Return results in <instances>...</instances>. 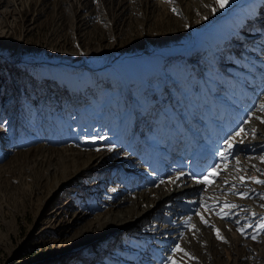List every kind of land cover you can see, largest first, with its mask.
Wrapping results in <instances>:
<instances>
[{
  "label": "rangeland",
  "instance_id": "obj_1",
  "mask_svg": "<svg viewBox=\"0 0 264 264\" xmlns=\"http://www.w3.org/2000/svg\"><path fill=\"white\" fill-rule=\"evenodd\" d=\"M239 3L0 0V264H264V4L221 27ZM146 56L165 78L130 71ZM203 93L238 103L241 127L202 194L168 203L202 130L181 107L211 112Z\"/></svg>",
  "mask_w": 264,
  "mask_h": 264
},
{
  "label": "bare ground",
  "instance_id": "obj_2",
  "mask_svg": "<svg viewBox=\"0 0 264 264\" xmlns=\"http://www.w3.org/2000/svg\"><path fill=\"white\" fill-rule=\"evenodd\" d=\"M264 4V0H240V3L237 4L236 7H234V9L230 10L228 13H226L222 18H220L218 21V24L220 23L221 24V27L226 25L225 22H223L224 20L225 21H228L229 23L230 22H234V27H238L240 28L242 25H245V23L249 20H251V16H247V13H246V10H250L252 11L253 15L258 11V9L260 7H262V5ZM205 39V38H204ZM178 50V49H177ZM182 53H184V55H187L189 52L187 51H181ZM180 52H176V48L172 49V51L168 52H164V53H161L159 54V56H162V57H168L170 55H176V54H179ZM139 54V53H138ZM137 54V55H138ZM181 54V53H180ZM144 54H141V56H143ZM0 56H1V49H0ZM133 55H131V58H132ZM140 56V57H141ZM130 57V56H129ZM150 57L149 56H146V58L140 62L138 64V66H132L131 68V72H137L136 70H141L143 68L144 71L142 72L143 74H141V76H145L146 79L149 78V77H154V72L157 73L158 75L162 76V78H165L163 73H161L160 69L156 68L155 66H153L151 64V60L149 59ZM186 58V56H185ZM143 84L144 86L146 87V89H154L153 85H151L149 82L143 80ZM176 165V164H175ZM52 167V166H51ZM56 169V168H55ZM166 169H168V167L166 166H163L161 165V168L158 170V175L161 177L162 180H164L165 178L163 177L165 174H167V171ZM173 170L176 172L174 177L171 179V189L166 193L164 194V196H161L160 199L162 197H167L169 199L168 203H176V204H190V202H194L196 200V198H193V199H188L190 194L192 192H195V193H199V194H202L201 192V188L204 187V184L203 183H198V179H194L193 178V175L191 174H188V173H185V172H182L180 169L174 167ZM48 171V170H47ZM53 175H56V171H52L51 172ZM144 173V172H143ZM181 173H183V175H181ZM57 176V175H56ZM60 176V175H58ZM61 176H62V173H61ZM205 177V176H204ZM63 178V177H62ZM51 179V178H50ZM81 179H78V177L76 178H73L72 181H77L80 182ZM60 183V182H59ZM62 184H68V182H63L61 184H56L57 186L54 188V190L56 191V189L62 185ZM97 187V186H96ZM95 187V188H96ZM105 183H102L100 186H99V189L101 190V192H107L105 191ZM98 190V189H97ZM52 192V191H51ZM53 195H55L54 193H52ZM118 195V194H117ZM159 199V200H160ZM140 201V199H139ZM142 203V201H141ZM136 206V204H135ZM164 206V205H163ZM163 206H161L160 208H162ZM149 210H151L153 208V206L149 205ZM121 208V206H120ZM113 210V207L109 206V208L106 209L107 213L111 212ZM120 210V209H119ZM173 213V215L171 216V218L173 217V220H177L178 219V216H179V210H174V211H170ZM147 214V213H146ZM152 213H150L151 215ZM149 215V214H148ZM135 221V220H134ZM131 224V222H128L127 225ZM126 225V226H127ZM131 226V225H130ZM131 228V227H130ZM161 230V229H160ZM155 233V232H154ZM97 234H94L93 236H90L89 237V240H93L94 238L98 237L99 234L97 236H95ZM88 240V241H89ZM155 241V240H154ZM153 241V242H154ZM89 248V247H88ZM85 250H83L84 252ZM85 254V252H84ZM94 254V253H93ZM83 255V254H82ZM86 259H91V258H94L96 255H92V253H87L86 254ZM94 262V261H93Z\"/></svg>",
  "mask_w": 264,
  "mask_h": 264
},
{
  "label": "snow or ice",
  "instance_id": "obj_3",
  "mask_svg": "<svg viewBox=\"0 0 264 264\" xmlns=\"http://www.w3.org/2000/svg\"><path fill=\"white\" fill-rule=\"evenodd\" d=\"M228 2H229V0H217V3L219 4V6H220L221 8H223ZM173 11L175 12L176 9H173ZM260 107H261V110L264 111V105H261ZM262 122H264V121H262ZM245 123H247V121H245ZM240 131L243 132V129L241 128ZM237 135H239V133H237ZM101 139H102V138H101ZM230 147H231V146H230ZM216 174H218V173H216ZM181 175H183V173H181ZM193 178L195 179V177H193ZM197 182H198V183H204V182H210V181H207L205 178H201V179L198 180ZM256 183H264V181H256ZM228 207H234V206L229 205ZM206 210H207V209H206ZM225 215H226V214H225ZM201 220H202V222H205V223H206V221H203V217H201ZM261 227L264 228V224H262ZM240 231L243 232V229H240ZM217 238H218V239L221 238V237L219 236V233H217ZM253 238H254V237H253ZM176 250L183 251V249H180L179 245H177L176 248L173 249V251H176ZM173 264H175V262H173Z\"/></svg>",
  "mask_w": 264,
  "mask_h": 264
}]
</instances>
